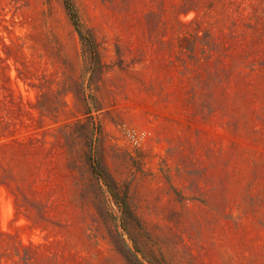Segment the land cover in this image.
Listing matches in <instances>:
<instances>
[{
    "label": "rangeland",
    "instance_id": "rangeland-1",
    "mask_svg": "<svg viewBox=\"0 0 264 264\" xmlns=\"http://www.w3.org/2000/svg\"><path fill=\"white\" fill-rule=\"evenodd\" d=\"M0 0V264H264V0Z\"/></svg>",
    "mask_w": 264,
    "mask_h": 264
},
{
    "label": "trees",
    "instance_id": "trees-1",
    "mask_svg": "<svg viewBox=\"0 0 264 264\" xmlns=\"http://www.w3.org/2000/svg\"><path fill=\"white\" fill-rule=\"evenodd\" d=\"M66 5H67V9H68V11H69V14H70V16H71V18H72V20H73L75 26H76V27L78 28V30H79V28H80L79 20H78L77 13H76V11H75V9H74V6L72 5V3H71L69 0L66 1Z\"/></svg>",
    "mask_w": 264,
    "mask_h": 264
}]
</instances>
